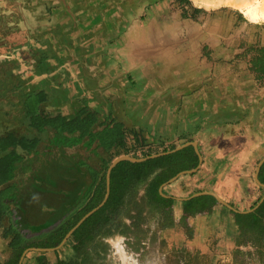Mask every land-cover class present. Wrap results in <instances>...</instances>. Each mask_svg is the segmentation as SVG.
Wrapping results in <instances>:
<instances>
[{
    "label": "crops",
    "instance_id": "obj_1",
    "mask_svg": "<svg viewBox=\"0 0 264 264\" xmlns=\"http://www.w3.org/2000/svg\"><path fill=\"white\" fill-rule=\"evenodd\" d=\"M188 4L0 0V264H100L96 243L128 240L132 223H164L155 239L165 233L223 258L263 236L264 76L253 59L264 24L234 6ZM43 94V116L94 112L93 131L122 123L127 150L40 131L28 101ZM7 137L16 144L4 147ZM136 168L149 172L126 184ZM103 175L105 198L59 245L28 247L15 262L14 221L28 239L43 237Z\"/></svg>",
    "mask_w": 264,
    "mask_h": 264
},
{
    "label": "trees",
    "instance_id": "obj_2",
    "mask_svg": "<svg viewBox=\"0 0 264 264\" xmlns=\"http://www.w3.org/2000/svg\"><path fill=\"white\" fill-rule=\"evenodd\" d=\"M187 2H191V0H186ZM192 3V2H191ZM190 3V4H191ZM196 10L199 9L195 7ZM253 68L260 76H264V47H260L254 56L253 59ZM45 99L43 95H32L29 98L30 112L33 118V125L37 127L40 131H43L47 126H53L56 128L59 135H66V133H73L75 131L80 132V139L78 141H82L85 137L89 136L92 138V141H98L99 146L106 150H115V153H118L122 148L127 150V140L128 133L126 128L122 123H108L102 122V127L93 131L92 128L95 123L98 122V117L94 112L82 111L78 113L74 117H67L63 114L57 115H45L43 116L39 112V104L42 103ZM37 119L40 120V123L37 122ZM11 137V136H10ZM13 138H5L3 140L4 147H9L11 145H15ZM109 167V161H104L103 164V172H105ZM8 166L4 167V177H6ZM120 171V184L123 182L124 176L122 174L126 171L123 169H119ZM149 171L133 169L132 174L127 171L128 179H124L126 184L133 183L138 178H143L147 176ZM127 178V177H126ZM128 180V181H127ZM126 187H112L116 194H120L122 189ZM105 176L103 175L101 181L97 187H91L81 198L80 202L71 210L64 222L57 225L54 229L47 232L43 237L38 239H28L25 235L20 231L19 222L14 221L12 223V227L10 228L11 234H13V238L10 242V245L15 249L17 253V257L15 262H19L24 251L31 246H56L59 245L62 239L68 234V232L77 225V223L90 211H92L100 202L103 201L107 192ZM164 204V202L162 203Z\"/></svg>",
    "mask_w": 264,
    "mask_h": 264
},
{
    "label": "rangeland",
    "instance_id": "obj_3",
    "mask_svg": "<svg viewBox=\"0 0 264 264\" xmlns=\"http://www.w3.org/2000/svg\"><path fill=\"white\" fill-rule=\"evenodd\" d=\"M192 1L195 2L194 0ZM247 1L253 2L254 0ZM261 1L264 2V0ZM191 2H187V4L189 3L188 5L192 6L190 4ZM242 2V0H215L214 4L209 6L201 3H195L208 8L224 5L234 6L250 17L242 6ZM202 9L205 10V8ZM261 23L264 24V20H261ZM37 122L40 123V120L37 119ZM139 198L140 197H138V194L136 193L132 194L128 198L130 201L135 200L133 208H139V205L144 203V200L142 199L141 202L138 203ZM157 212L152 209V216L156 217V214H160V212ZM158 228H163V231L168 230L166 224L164 223L162 225L156 224V227L152 224L144 226L140 223H132L125 229L126 234L129 237L126 241L127 248L135 254L139 264H264V233L263 236H261V234H259V236H254L253 234L248 237V242H251L252 244L251 248L239 249L237 250L238 252L236 255L223 258L212 250L204 252L206 250L202 247L193 249L187 244L186 240L181 238H176V240L173 241L170 238L165 237V233H163L162 239H155V233H158ZM179 233L184 235L182 232ZM189 235L192 236L191 233ZM96 247L103 251L106 255L105 257H101L103 262H100V264H109L108 245L104 241L99 240L96 243Z\"/></svg>",
    "mask_w": 264,
    "mask_h": 264
},
{
    "label": "clouds",
    "instance_id": "obj_4",
    "mask_svg": "<svg viewBox=\"0 0 264 264\" xmlns=\"http://www.w3.org/2000/svg\"><path fill=\"white\" fill-rule=\"evenodd\" d=\"M37 195H33V200H38ZM127 238L120 234L104 238V242L109 247L108 259L111 264H139L135 254L127 248Z\"/></svg>",
    "mask_w": 264,
    "mask_h": 264
},
{
    "label": "bare ground",
    "instance_id": "obj_5",
    "mask_svg": "<svg viewBox=\"0 0 264 264\" xmlns=\"http://www.w3.org/2000/svg\"><path fill=\"white\" fill-rule=\"evenodd\" d=\"M196 3H201L206 6L214 4L215 0H194ZM243 7L245 11L249 14L250 19L253 21L264 20V2L261 0H254L253 2H248L247 0H242Z\"/></svg>",
    "mask_w": 264,
    "mask_h": 264
},
{
    "label": "water",
    "instance_id": "obj_6",
    "mask_svg": "<svg viewBox=\"0 0 264 264\" xmlns=\"http://www.w3.org/2000/svg\"><path fill=\"white\" fill-rule=\"evenodd\" d=\"M58 212H59V211H58ZM58 212H57V214H58ZM30 217L32 218L33 215H30V216L28 217V219H29ZM22 224H23V223H22ZM22 224H21V225H22ZM49 225H50V224H44L43 227H42V225L40 224V226H39V227L37 226L35 230H38V229L41 228V227H42V228H48ZM19 227H20V225H19ZM32 228H34V227L32 226Z\"/></svg>",
    "mask_w": 264,
    "mask_h": 264
}]
</instances>
